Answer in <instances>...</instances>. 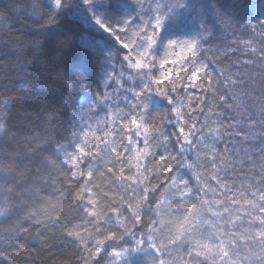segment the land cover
<instances>
[{
    "label": "trees",
    "instance_id": "trees-1",
    "mask_svg": "<svg viewBox=\"0 0 264 264\" xmlns=\"http://www.w3.org/2000/svg\"><path fill=\"white\" fill-rule=\"evenodd\" d=\"M129 1L132 14L149 7ZM195 1L204 29L178 20L157 26L153 39L148 27L131 31L125 15L108 25L120 27L126 49L90 25L100 10L93 0H0V206L11 197L15 209L0 216V264L89 257L73 235L86 218L78 195L87 180L60 148L72 141L71 120L85 99L108 93L107 105L130 96L154 139L139 178L137 226L106 249L131 248L132 264H264V0ZM102 2L104 16L123 8ZM157 2L154 13L186 0ZM97 167L90 180L102 196L109 171ZM215 245L225 250L212 252Z\"/></svg>",
    "mask_w": 264,
    "mask_h": 264
},
{
    "label": "rangeland",
    "instance_id": "rangeland-1",
    "mask_svg": "<svg viewBox=\"0 0 264 264\" xmlns=\"http://www.w3.org/2000/svg\"><path fill=\"white\" fill-rule=\"evenodd\" d=\"M97 1L93 0V4L95 7L99 4L100 10L90 25L105 31L119 46H123L124 43L121 35L123 31L119 30L120 27L109 29L108 25L113 23V26H116L117 22L120 21L119 19L123 20L124 15L126 17L123 21L129 23L131 31L138 28L136 31L143 32L148 27L154 30V37H157L156 19L158 17L161 19L162 29L168 28V25L171 26L172 22L178 20L191 22L199 30L205 27V19L201 17L203 9L196 6L198 4L195 0H186L183 8L179 10L162 11L157 9L156 13L151 9H153L152 4L158 3L157 0H145L149 7L136 9L134 14L132 11L126 10L123 5L127 0H118L119 3H117L123 8L120 7L118 13L110 12L105 16L103 14L105 5L102 0ZM130 1H134L133 5L139 2V0ZM129 15L132 16L128 21ZM166 35L168 34L164 36ZM166 39L167 37L163 38L159 44V48L162 50L169 47L166 44ZM147 45L148 43L144 38L135 49L141 54L145 52ZM150 48L157 50V40L151 41ZM112 55L113 53H111ZM201 62L209 64L207 60ZM197 68L200 71L199 66ZM110 97L111 93H108L105 99L100 100L96 95L85 99L79 109L80 113L73 115L71 120L73 139L67 145L61 146L60 150L72 167L77 168L80 165L84 169V178L87 180L86 188L78 195L82 201H86V218L82 225L73 231V235L79 240L87 255H89L87 251L89 248L101 249V253L106 250L101 264H132L128 256V254H134L133 251L131 252V248L117 249L112 246L106 249L109 246L106 242L111 240L113 242L114 239L122 242L128 237L130 238L132 229L137 226L139 221L137 211L145 196V192L140 190L143 183L140 182L139 178L148 174L154 135L147 119L142 118L134 109L130 96L117 102V105L114 104L113 100L110 105H107ZM128 137L140 144L137 152L132 149L133 141ZM144 146L145 149H143ZM86 157H89V160ZM95 164L98 166L95 169L98 172L104 171L106 168L109 171V179L106 181L103 190L100 191L103 193L102 196H98L96 187L90 180L93 173L97 172L92 168ZM111 168L114 171L109 170ZM128 173H131L130 176ZM117 202L119 206L116 205ZM116 230L120 234V238L114 237L113 231ZM136 243L134 242L133 246ZM208 246V244L204 245L207 249ZM217 250L225 249L217 246L211 249L212 252ZM86 258L88 257L86 256ZM214 258L219 259V261L223 260L221 254H214L212 259Z\"/></svg>",
    "mask_w": 264,
    "mask_h": 264
},
{
    "label": "snow or ice",
    "instance_id": "snow-or-ice-1",
    "mask_svg": "<svg viewBox=\"0 0 264 264\" xmlns=\"http://www.w3.org/2000/svg\"><path fill=\"white\" fill-rule=\"evenodd\" d=\"M156 24H157V26H159L161 24V19L159 17L156 19ZM153 39H154V36H153ZM197 46L198 45L196 43H193L191 45V48L189 49V51L197 48ZM123 47L126 48V49H130V48H132V45H131L130 42H124L123 43ZM142 59H143L142 56H141L140 59H137L138 65L140 63H142ZM164 75H165V77H167L168 73H165ZM161 83H163V82L162 81H157V84H161ZM161 91H163V89H161ZM77 235H79V234L77 233ZM87 251L89 252V257L85 259V264H89V260H91V264H100L101 249L94 250V249L89 248V249H87ZM95 257H100V258L93 259Z\"/></svg>",
    "mask_w": 264,
    "mask_h": 264
},
{
    "label": "clouds",
    "instance_id": "clouds-1",
    "mask_svg": "<svg viewBox=\"0 0 264 264\" xmlns=\"http://www.w3.org/2000/svg\"><path fill=\"white\" fill-rule=\"evenodd\" d=\"M2 125H0V129H2ZM6 200L8 203L5 206H0V216H4L6 213L7 214H12L15 209L11 203V197H6ZM160 264H168L166 261H161Z\"/></svg>",
    "mask_w": 264,
    "mask_h": 264
},
{
    "label": "bare ground",
    "instance_id": "bare-ground-1",
    "mask_svg": "<svg viewBox=\"0 0 264 264\" xmlns=\"http://www.w3.org/2000/svg\"><path fill=\"white\" fill-rule=\"evenodd\" d=\"M132 255V254H131Z\"/></svg>",
    "mask_w": 264,
    "mask_h": 264
}]
</instances>
